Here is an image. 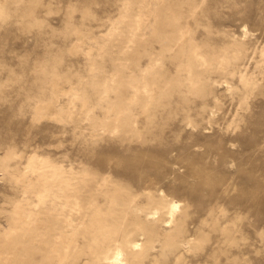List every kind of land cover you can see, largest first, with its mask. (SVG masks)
<instances>
[{"label":"rangeland","instance_id":"obj_1","mask_svg":"<svg viewBox=\"0 0 264 264\" xmlns=\"http://www.w3.org/2000/svg\"><path fill=\"white\" fill-rule=\"evenodd\" d=\"M0 264H264V0H0Z\"/></svg>","mask_w":264,"mask_h":264},{"label":"bare ground","instance_id":"obj_2","mask_svg":"<svg viewBox=\"0 0 264 264\" xmlns=\"http://www.w3.org/2000/svg\"><path fill=\"white\" fill-rule=\"evenodd\" d=\"M177 208H178V203L174 202L173 205H172V208H171L170 216L173 217L174 212L176 211ZM154 214H157V212H155Z\"/></svg>","mask_w":264,"mask_h":264}]
</instances>
